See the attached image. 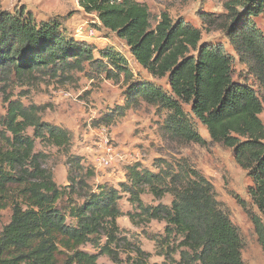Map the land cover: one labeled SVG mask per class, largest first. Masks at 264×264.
<instances>
[{
    "label": "trees",
    "instance_id": "trees-1",
    "mask_svg": "<svg viewBox=\"0 0 264 264\" xmlns=\"http://www.w3.org/2000/svg\"><path fill=\"white\" fill-rule=\"evenodd\" d=\"M94 14L101 29L116 33L137 63L151 76L167 78L170 90L151 81H135L126 94V108L147 102L168 111L164 124L174 140L202 141L184 105L206 126L211 138L234 148L237 163L254 182L249 196L262 213H251L264 249V99L250 85L234 80L233 57L222 44L202 42L203 32L163 10L153 23L147 3L140 0H78ZM222 14L223 30L240 60L247 64L264 89V34L254 18L264 12V0H229ZM208 22H215L206 19ZM56 20L38 21L23 8L0 6V87L12 80L32 79L35 73L62 76L84 71L85 64L100 67L108 79L132 80L129 61L112 47H97L68 35ZM94 50L98 51L99 57ZM41 108L11 102L0 117V209L12 215L0 231V264H99L98 255L84 245L100 246L123 264L110 247L119 231L121 195L114 187L88 182L94 175L82 157L70 155L69 183L59 186L46 166V155L36 152V140L68 147L66 129L43 121ZM112 123V115L101 119ZM34 130V137L27 130ZM124 189L150 219L167 223L166 232L183 237L186 264H246L238 227L223 212L208 179L196 170L154 173L140 163L128 166ZM158 198L174 196L171 206L145 207L146 189ZM81 200V201H80ZM71 219V222L69 221ZM137 264H147L137 249ZM191 253V255H190ZM186 255L188 258L186 259Z\"/></svg>",
    "mask_w": 264,
    "mask_h": 264
},
{
    "label": "rangeland",
    "instance_id": "rangeland-1",
    "mask_svg": "<svg viewBox=\"0 0 264 264\" xmlns=\"http://www.w3.org/2000/svg\"><path fill=\"white\" fill-rule=\"evenodd\" d=\"M140 1L149 5L154 24L160 12L168 10L175 19L181 18L200 27L202 42L222 44L234 59V80L250 85L264 99L260 81L240 60L225 32L219 28L220 15L228 13L226 3L229 0ZM0 6L11 12L20 8L31 11L38 21H59L68 35L98 48L112 47L129 61L134 77L128 81L123 75L118 79H108L98 65L93 67L87 62L84 71L63 74L65 77L35 73L32 79L12 80L0 87V117L6 116L11 102L35 105L41 108L39 115L43 121L69 132L71 142L66 148L36 140L35 151L46 155V166L53 172L59 186L69 183L70 166L67 161L70 155H76L82 157V163L88 170H93L94 175L88 178V182L95 190L106 185L119 191V208L123 214L118 218L117 238L110 247L123 264H137V249L142 251L140 256L147 264H186L183 252L188 249L183 246L180 234L166 232L164 220L142 215L138 204L124 189L123 184L128 183L127 168L136 163H140L141 169L154 173L161 170L190 173L196 170L204 175L212 184L221 209L239 229L246 264H264V249L251 220V213L262 215L248 193L254 182L237 163L234 148L214 141L206 126L191 113L190 105H184V109L189 113L196 133L202 137L200 142L171 139L164 129L168 111L163 108L144 101L125 107L127 90L133 82L151 81L164 90H170L167 78H155L144 70L126 42L116 33L101 29L96 24V16L86 13L78 0H0ZM205 17L215 22L210 23ZM254 21L264 34V12ZM94 53L99 57L97 50ZM105 115H112L111 124L101 120ZM260 117L264 121V110ZM27 134L34 137V130L28 129ZM107 148L116 152L115 159L109 167L98 166L96 157ZM141 200L145 207L171 206L174 196L166 193L158 198L147 188ZM11 215L9 206L0 209V231L9 223ZM106 242L107 238L102 236L100 246L86 244L83 249L97 254L99 264H115L111 255L101 251Z\"/></svg>",
    "mask_w": 264,
    "mask_h": 264
},
{
    "label": "built area",
    "instance_id": "built-area-1",
    "mask_svg": "<svg viewBox=\"0 0 264 264\" xmlns=\"http://www.w3.org/2000/svg\"><path fill=\"white\" fill-rule=\"evenodd\" d=\"M115 156L116 152L111 148H107L106 151L96 157L98 166L109 167L110 165H112Z\"/></svg>",
    "mask_w": 264,
    "mask_h": 264
},
{
    "label": "crops",
    "instance_id": "crops-1",
    "mask_svg": "<svg viewBox=\"0 0 264 264\" xmlns=\"http://www.w3.org/2000/svg\"><path fill=\"white\" fill-rule=\"evenodd\" d=\"M77 39V38H76ZM79 40V39H78Z\"/></svg>",
    "mask_w": 264,
    "mask_h": 264
}]
</instances>
